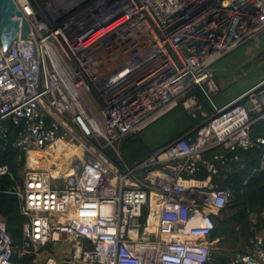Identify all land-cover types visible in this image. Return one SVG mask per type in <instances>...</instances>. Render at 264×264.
Returning <instances> with one entry per match:
<instances>
[{"label":"built area","instance_id":"built-area-1","mask_svg":"<svg viewBox=\"0 0 264 264\" xmlns=\"http://www.w3.org/2000/svg\"><path fill=\"white\" fill-rule=\"evenodd\" d=\"M13 1L30 28L0 46V151L25 223L15 244L0 216V264L46 247L39 264H210L224 181L264 153V78L217 103L215 66L264 35V0ZM180 110L193 126L123 161L125 138ZM226 264H264V235Z\"/></svg>","mask_w":264,"mask_h":264},{"label":"rangeland","instance_id":"rangeland-1","mask_svg":"<svg viewBox=\"0 0 264 264\" xmlns=\"http://www.w3.org/2000/svg\"><path fill=\"white\" fill-rule=\"evenodd\" d=\"M249 61H255V64L243 73H236L241 65ZM262 78H264V35L248 42L228 59L215 66V83L218 87L217 103L233 99ZM194 124L195 122L182 110L162 118L137 135L134 144L138 145V149L136 148V155L133 158L146 157L158 147L180 137ZM122 159L125 162V159ZM234 170H239L240 176L231 180L232 195L227 208L222 215L217 216V228L210 238L212 241L210 264H226L232 254L249 248L256 236L264 235L263 150L255 151V160L252 163L243 158L234 166ZM21 176L22 170L15 169L12 179L0 178V187L19 184ZM0 199H2L1 196ZM1 214L0 211V216ZM13 222L10 230L14 236H17L25 223V218L17 214ZM52 249L46 247V251L36 257V264L43 262ZM66 252L65 248L53 254L63 256Z\"/></svg>","mask_w":264,"mask_h":264},{"label":"trees","instance_id":"trees-1","mask_svg":"<svg viewBox=\"0 0 264 264\" xmlns=\"http://www.w3.org/2000/svg\"><path fill=\"white\" fill-rule=\"evenodd\" d=\"M263 132H264V121H260V122L255 124L254 134L258 135V134H261ZM136 137H137V135L129 136V137L125 138V140L119 146V150L121 152L122 158H124L125 162L128 163V164H131L134 161H138V160L142 159V158H140V159L139 158L138 159L133 158L136 155L135 154L136 153L135 152L136 148L138 149V145L134 144L136 142V141H134ZM255 151H257V149L243 152L241 154V160L243 158H246L247 161L252 163L255 160ZM105 152L109 156L110 159H112V160L114 159V155L110 151V149H107ZM0 163L8 164V166L11 168L12 171H15V169H18V165L14 161V158L11 157V156H7L5 153H2L1 151H0ZM239 176H240L239 170L238 171L234 170L225 179L224 182L226 184L230 185L231 180L234 177L238 178ZM0 178L8 179L7 177H0ZM8 188L9 187H5V186H1L0 187V196L2 197V199H0V211L2 212L1 216L4 217L5 220H6L7 229H8V232H9L13 242L15 244H18L20 242L22 227L20 229L19 234L17 236H14L13 233L11 232V230H10V225L14 223L13 221L15 219V216L17 214H20V210H19V206H18V202H17L16 197L13 194L8 192ZM5 197L6 198L7 197L8 198H12V199L5 200V199H3ZM13 199H14V201H13ZM226 208H227V206L223 210H221V212L219 214L222 215ZM215 222H216V228H217V217L215 218ZM216 228H215L214 232L216 231ZM213 233H212V235H213ZM212 235H211V237H212ZM29 260H30V258H27V257L24 258V259H21V260L17 259L16 257L14 258V262L16 264H26V263L29 262Z\"/></svg>","mask_w":264,"mask_h":264},{"label":"water","instance_id":"water-1","mask_svg":"<svg viewBox=\"0 0 264 264\" xmlns=\"http://www.w3.org/2000/svg\"><path fill=\"white\" fill-rule=\"evenodd\" d=\"M29 28V24L13 0H0V46L3 50L12 40L25 39ZM254 64L255 61H249L241 65L236 73H243Z\"/></svg>","mask_w":264,"mask_h":264}]
</instances>
